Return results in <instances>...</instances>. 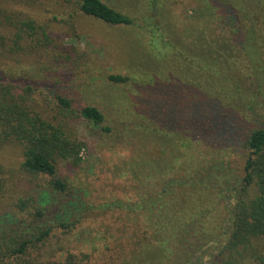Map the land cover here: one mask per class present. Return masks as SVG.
Instances as JSON below:
<instances>
[{"label":"rangeland","instance_id":"rangeland-1","mask_svg":"<svg viewBox=\"0 0 264 264\" xmlns=\"http://www.w3.org/2000/svg\"><path fill=\"white\" fill-rule=\"evenodd\" d=\"M148 1L112 0L124 13L138 16L140 27H119L79 14L68 0H0V76L34 89L32 93L16 91V95H23L28 105L50 119L63 118L56 95L71 99L77 108L97 106L106 117L103 126L111 129L106 133L83 121L62 122L68 123L86 148L80 166L58 162L59 177L69 183L76 197L73 202L56 197L60 202L50 209L47 222L80 223L69 230L59 227L44 243L28 247V254L43 263L71 264L72 259L75 264H148L153 259L150 251L138 252L141 231H150L145 208L160 197L168 179L195 174L202 170L200 164L211 168L221 164L233 174H243V152L223 149L214 133L189 140L161 129L148 116L143 99L191 105L194 90L178 80L194 82L199 77L205 82V75L200 76L192 64L198 61L201 48L197 0H161V8L153 15L155 24L149 13L144 16ZM27 21L35 24L36 34L29 37L27 31L26 39L15 43V34L24 32ZM149 24L155 25L151 31ZM204 46L210 51L208 44ZM110 75L130 81L116 84L108 79ZM45 82L51 87L43 86ZM146 87L156 93L143 91ZM24 161L22 145L8 142L0 149L4 182L0 216L17 218L0 220L5 229L0 232V247L27 233L19 222L30 225L38 219L34 200L44 196L51 181L25 171ZM218 191L203 192L213 222L225 216ZM21 202L26 205L23 213ZM127 240L133 244L132 251ZM256 243L264 251V239Z\"/></svg>","mask_w":264,"mask_h":264},{"label":"trees","instance_id":"trees-1","mask_svg":"<svg viewBox=\"0 0 264 264\" xmlns=\"http://www.w3.org/2000/svg\"><path fill=\"white\" fill-rule=\"evenodd\" d=\"M69 1L79 14L107 25L139 26L138 16L124 13L112 0ZM161 3V0L147 2L144 16L149 13L151 23H156L153 15ZM196 4L199 24H202L197 36L201 48L196 65L192 64L200 76L205 75V82L199 77L194 82L178 80L177 83L194 90L196 97L191 105L170 106L151 98L143 99V103L150 119L161 129L189 140L214 133L223 149L241 150L246 157L243 174H233L221 164L214 168L200 164L202 170L195 174L168 179L160 197L145 208L150 231H141L143 240L138 252L150 251L153 259L148 264H264V251L256 243L264 239V0H197ZM154 24H149V31ZM23 28L24 32L15 34V43L25 40L27 31L29 37L36 34L37 27L32 21L24 22ZM40 29L49 41L50 36ZM205 44L210 51L205 50ZM194 47L192 44L191 48ZM108 79L116 84L130 81L121 75H110ZM45 83L43 86L51 87ZM20 90L34 91L32 87L24 89L0 76V149L8 142L22 145L23 169L48 176L51 181L44 196L34 200L38 219L30 225L19 222L27 233L0 247V264H59L41 262L28 254V247L44 243L59 227L69 230L80 223L47 222L50 209L60 202L56 197L71 198L70 202L76 197L69 183L59 177L58 162L80 166L81 154L86 148V143L68 123L62 122L83 121L106 133L111 129L103 126L106 117L97 106L77 108L71 99L56 95L63 118L50 119L28 105L23 95H16ZM143 91L156 93L147 87ZM2 176L0 165V191L4 186ZM214 188L219 190L217 199L225 212L220 222L211 221L213 211L204 199L203 192ZM19 207L21 213L25 212L23 202ZM4 218L14 220L16 216H0V220ZM2 221L0 232L4 233ZM127 247L133 250L131 242ZM125 248L120 250V255ZM70 262L75 264L72 259Z\"/></svg>","mask_w":264,"mask_h":264}]
</instances>
